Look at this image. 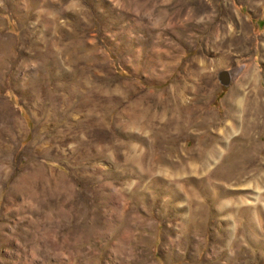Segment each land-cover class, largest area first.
Instances as JSON below:
<instances>
[{
    "label": "rangeland",
    "instance_id": "rangeland-1",
    "mask_svg": "<svg viewBox=\"0 0 264 264\" xmlns=\"http://www.w3.org/2000/svg\"><path fill=\"white\" fill-rule=\"evenodd\" d=\"M0 264H264V0H0Z\"/></svg>",
    "mask_w": 264,
    "mask_h": 264
},
{
    "label": "water",
    "instance_id": "water-1",
    "mask_svg": "<svg viewBox=\"0 0 264 264\" xmlns=\"http://www.w3.org/2000/svg\"><path fill=\"white\" fill-rule=\"evenodd\" d=\"M218 80L222 86L227 87L230 82V77L227 72H221L218 74Z\"/></svg>",
    "mask_w": 264,
    "mask_h": 264
}]
</instances>
